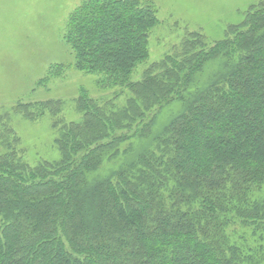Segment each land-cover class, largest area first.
<instances>
[{
  "label": "trees",
  "instance_id": "1",
  "mask_svg": "<svg viewBox=\"0 0 264 264\" xmlns=\"http://www.w3.org/2000/svg\"><path fill=\"white\" fill-rule=\"evenodd\" d=\"M144 2L89 0L71 15L75 67L94 79L76 119L62 99L16 105L51 118L54 160L33 165L0 133V264H264V2L219 40L185 31L153 61L159 20ZM137 139L151 146L99 173Z\"/></svg>",
  "mask_w": 264,
  "mask_h": 264
},
{
  "label": "rangeland",
  "instance_id": "2",
  "mask_svg": "<svg viewBox=\"0 0 264 264\" xmlns=\"http://www.w3.org/2000/svg\"><path fill=\"white\" fill-rule=\"evenodd\" d=\"M89 0H0V133L8 126L19 140L18 150L33 165L57 157L54 131L48 115L30 120L18 112L19 103L31 104L62 99L65 117L76 119L74 101L81 90L92 94V75L75 67L76 56L67 42L71 15ZM104 1V0H102ZM157 10L159 24L150 34V61L159 59L185 32H200L219 40L225 30L241 20L251 5L264 0H139ZM145 3V2H144ZM218 68L212 64L210 70ZM212 72V71H211ZM178 103L159 115L154 135L161 132L181 110ZM152 140H133L121 146L127 154L105 162L99 171L108 174L126 160H132L150 147Z\"/></svg>",
  "mask_w": 264,
  "mask_h": 264
}]
</instances>
